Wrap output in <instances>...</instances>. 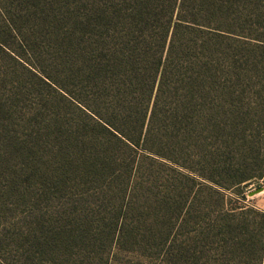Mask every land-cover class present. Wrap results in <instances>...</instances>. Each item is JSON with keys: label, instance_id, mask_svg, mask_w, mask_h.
<instances>
[{"label": "rangeland", "instance_id": "rangeland-1", "mask_svg": "<svg viewBox=\"0 0 264 264\" xmlns=\"http://www.w3.org/2000/svg\"><path fill=\"white\" fill-rule=\"evenodd\" d=\"M130 2L0 0L16 31L0 17V264L255 258L231 252L233 236L217 239L209 228L224 202L241 199L227 189L242 162L235 145H264V49L216 30L223 19L181 30L146 119L157 154L127 149L69 93L102 109L86 87L100 50L160 56L157 28L141 43L128 18L118 19ZM245 191V204L264 211V185Z\"/></svg>", "mask_w": 264, "mask_h": 264}, {"label": "trees", "instance_id": "trees-1", "mask_svg": "<svg viewBox=\"0 0 264 264\" xmlns=\"http://www.w3.org/2000/svg\"><path fill=\"white\" fill-rule=\"evenodd\" d=\"M124 16L131 23L133 34L140 35L143 39L141 43H144L145 37H149L148 33L158 29L160 56L156 57L150 50L135 48L103 50L104 52L100 50V59L91 60L88 64L86 87L90 88L87 92L89 101L95 104L105 101L102 109L95 110L73 93L70 92L69 95L80 110L96 120L113 139L136 152L144 150L156 153L147 146L150 133L146 122L150 114L149 104L154 100L156 106L159 89L155 99L153 97L161 80L160 69L181 30L205 31L202 29L205 27L203 23L206 24L209 17L216 21L223 19L225 26L215 24L216 30L244 41L248 46L264 49V0H131L125 11L119 12L118 19L123 20ZM0 17L6 20L4 24L11 32H16L1 8ZM125 35L127 36L126 32ZM3 47H7V44L0 39V49ZM161 53H164V58ZM102 62L105 64L102 65ZM111 64L118 72L108 68ZM122 78L123 80L118 81ZM118 83H121L120 86ZM153 108L154 114L156 108ZM261 131L264 136V124ZM235 156H239L242 162L236 167L231 166V182L227 189L238 194L240 202L233 199H229L228 203L224 202V206L228 207L226 213L216 216L209 230H216L214 235L217 239L222 235H232L231 252L240 250L245 254H254L255 258L247 257L245 260L233 261V264H264V211L245 204L244 195L245 189L250 185H264V145H259L256 149L235 145ZM220 199L218 196L217 200ZM221 203L223 204V200ZM215 243L217 249L222 250L218 240Z\"/></svg>", "mask_w": 264, "mask_h": 264}, {"label": "water", "instance_id": "water-1", "mask_svg": "<svg viewBox=\"0 0 264 264\" xmlns=\"http://www.w3.org/2000/svg\"><path fill=\"white\" fill-rule=\"evenodd\" d=\"M260 191H261V189H258V190H257V193H259Z\"/></svg>", "mask_w": 264, "mask_h": 264}]
</instances>
